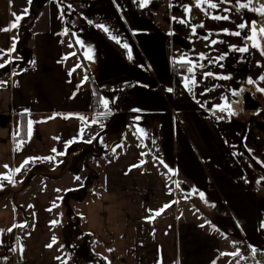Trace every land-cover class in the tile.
<instances>
[{"label":"crops","instance_id":"crops-1","mask_svg":"<svg viewBox=\"0 0 264 264\" xmlns=\"http://www.w3.org/2000/svg\"><path fill=\"white\" fill-rule=\"evenodd\" d=\"M66 1L72 8L64 16L56 0H0L2 259L264 264V250L256 247L254 258L244 238L254 233L249 243L264 240V93L256 90L264 87L259 80L264 55L246 40L250 28L237 27L251 21L264 25V17L237 12V0H212L217 9L195 7L196 0H151L147 6L140 0ZM13 13L23 16L16 28ZM189 16V23L178 22ZM201 23L194 34L192 26ZM257 40L264 48V35ZM13 43L15 50L9 51ZM233 45H247L249 51H233ZM89 48L91 60L85 55ZM221 54L225 59L215 62ZM177 64L191 77L181 78L176 93ZM249 78L256 85L248 84ZM246 93L258 104L255 109L245 107ZM225 96L239 101L233 103L236 114L218 119L212 111ZM103 100L109 101L107 109ZM47 156L55 159L24 164ZM228 211L234 220L229 226ZM75 224L77 237L71 231ZM53 237L57 242L46 247ZM248 251L251 263L244 260Z\"/></svg>","mask_w":264,"mask_h":264},{"label":"snow or ice","instance_id":"snow-or-ice-1","mask_svg":"<svg viewBox=\"0 0 264 264\" xmlns=\"http://www.w3.org/2000/svg\"><path fill=\"white\" fill-rule=\"evenodd\" d=\"M29 4L31 3V0H28ZM151 2V0H140V4L141 6H147L149 3ZM220 3H230V0H220ZM257 3H258V0H237V3L235 5V9L237 12H239L240 10L242 9H247V10H251L253 12H256L258 13L261 17H264V3H259V6H257ZM207 4L208 8H211V9H217L219 8V4L218 3H215V2H212V0H196V4H195V7H198V8H202L203 5ZM69 9L72 8V5L69 4L67 6ZM205 11V14H208V9L207 8H204L203 9ZM27 9H24V13L27 14ZM192 11V8L190 6H186L185 7V12L190 14ZM224 12H231L232 9L231 8H224L223 9ZM14 17H15V21L13 22V24L11 25L12 28H16L19 26V21L21 19H23V16H18L16 13H13L12 14ZM62 15H63V12H62ZM212 19H215V20H229L230 17L228 15H214L211 17ZM173 19H176L175 17H173ZM190 19L191 17L189 16L188 19H181L179 20L178 22L179 23H189L190 22ZM89 23H91V21H89ZM98 27L102 28L105 32H108V29L106 27H104V25L100 24L98 25ZM197 27H204L203 23H201L200 25H194L192 26V31L193 33L195 34L196 32V28ZM237 27L239 29H245L246 27L247 28H250V31H251V35H248L246 37V40L248 41H252V47H255V48H258L261 50V54L264 55V48L261 47V44L258 42L257 40V37L258 35H264V25H258V23L256 21H251V22H242L240 23L239 25H237ZM3 31H8L10 29H2ZM225 33L227 34H230V35H234V36H241V32L240 31H235V32H231V33H228V30L225 29L223 30ZM64 34H67V29L65 30V33ZM113 39H115V37H112ZM205 39H208V37H205ZM117 42L119 43V40H117ZM217 43V41L215 40H212L211 41V44H215ZM71 46V45H70ZM125 48H128L129 46L127 44H124L123 45ZM232 47V50L233 51H238V52H241V53H247L249 51V47L246 45L244 47H239L237 48L236 46H231ZM15 50V43H13L12 45V48L9 50V51H14ZM2 51V50H0ZM92 49L89 48L88 49V52L85 53L87 59L91 60L92 59V56L89 54L91 53ZM227 54H221L219 57L216 58V61L215 62H219V61H222L225 59ZM200 58L201 59H204V54H200ZM129 59H131V53L129 51ZM10 62V61H9ZM33 63H35L33 61ZM5 65L4 64H0V68L4 67ZM221 67H223V65L221 64L220 65ZM77 67H80V65H77ZM200 67H204V65H200ZM74 71V69H73ZM189 71H192V68H189ZM69 75H71V72L69 73ZM206 76H215L214 73L212 72H208V73H205ZM215 78H218V79H230L229 76H218V77H215ZM85 79H87V77H85ZM259 80L260 81H264V75H261L259 77ZM4 83L3 81H0V84ZM247 83L250 84V85H256L257 81L249 78L247 80ZM257 91L261 92V93H264V87H257L256 89ZM169 92L172 91L171 88L168 89ZM244 91L243 88L239 89L238 91H232V96H239L242 92ZM223 100H224V104L223 105H218L217 107L219 108V110L221 112H226L228 116H232V115H235L236 112L233 111V103H236V104H239V101H234V102H229L228 100V97H223ZM103 103V106L105 109H107L109 107V101L108 100H103L102 101ZM27 111V110H26ZM134 111H140L139 109H134ZM101 115H105V113H101ZM54 117H50V119H52ZM80 119H84V117H80ZM137 119H139V117H137ZM218 119H221V117H218ZM32 121L29 120L28 121V136L31 137L32 135ZM92 123H96V120H93ZM101 127H103V125H101ZM141 132L143 131L142 129L140 130ZM55 139H59L58 137H56ZM74 141H68L67 143L68 144H71L73 143ZM87 143H91L92 141L91 140H88L86 141ZM21 143H23V141H21ZM52 152L54 153H57V149L56 148H53L52 149ZM66 153L65 152H58L57 155H65ZM37 159H41V160H48V161H52L55 159L54 156H47V157H32V158H29V160H26L24 162V164H27L29 163L30 161H34V160H37ZM140 165H133L132 167L135 168V167H139ZM5 167L7 168L8 166L5 165ZM23 167V165H21V168ZM21 169L20 168H17L15 171L16 172H19ZM171 171V170H169ZM10 179V178H9ZM76 180H80V177L77 176L75 177ZM57 191H60L59 189ZM201 196H203V193L200 194ZM170 205H165L164 207L167 208L169 207ZM163 211V209L157 211L155 213V215H159L160 212ZM53 224L57 223V221H53L52 222ZM20 227H23V225H20ZM201 227H203V225H201ZM8 231H11V229H9ZM56 238L53 237L52 238V242L49 243L48 245H46V247H53V245L56 243ZM2 243V242H0ZM111 251V250H110ZM256 249L253 248L252 249V252L253 254L256 253ZM221 255H239V253H222ZM57 259H60V257H57ZM106 259V258H105ZM110 264V262H109ZM213 264H215V262H213Z\"/></svg>","mask_w":264,"mask_h":264},{"label":"rangeland","instance_id":"rangeland-1","mask_svg":"<svg viewBox=\"0 0 264 264\" xmlns=\"http://www.w3.org/2000/svg\"><path fill=\"white\" fill-rule=\"evenodd\" d=\"M15 2H17V0H14V3ZM187 75H188V73H185V78L187 77ZM235 150V152L236 153H238V151H236V149H234ZM220 210L221 211H223V212H227V206H226V203H224V202H220ZM228 219H227V221H228V226L229 225H231V221H230V219H232L233 220V217L229 214V211H228ZM68 221L67 222H69V219H67ZM234 221V220H233ZM228 226H227V229H226V231L228 232ZM68 226L66 225V228H64V230H63V233H62V237L68 232ZM72 230H74L73 231V234H72V236L73 237H77L78 236V234H79V232H78V226H77V224H75L74 226H73V228H71V231ZM252 234H254V233H245V235H244V238L246 239V243L248 244V246L250 247V252L252 251V249L253 248H259V249H262V250H264V240L263 239H260V244L259 245H256V243H249L247 240H249V241H252ZM235 237H236V235H235ZM236 240H238V237L236 238ZM241 244H242V239H240V241H239ZM237 244V243H236ZM241 246V245H240ZM248 254H247V256H244V260L246 259V263H251V262H253V259H252V255H251V253H249V251L247 252ZM252 254H253V252H252ZM255 256V257H254ZM253 257L254 258H258V256H257V254L255 253V254H253Z\"/></svg>","mask_w":264,"mask_h":264},{"label":"trees","instance_id":"trees-1","mask_svg":"<svg viewBox=\"0 0 264 264\" xmlns=\"http://www.w3.org/2000/svg\"><path fill=\"white\" fill-rule=\"evenodd\" d=\"M57 3L59 4L60 6V9H61V12H63V15L65 16L66 15V10L68 9V4H67V1L66 0H56ZM185 68V65L183 64H177L175 65L174 67V72L172 73V80H173V89H174V92H178V84L181 80V76L178 74L180 71H183ZM94 87V86H93ZM94 91H95V87H94ZM96 97V95H95ZM259 253V252H257ZM264 255H262L261 257H263Z\"/></svg>","mask_w":264,"mask_h":264},{"label":"built area","instance_id":"built-area-1","mask_svg":"<svg viewBox=\"0 0 264 264\" xmlns=\"http://www.w3.org/2000/svg\"><path fill=\"white\" fill-rule=\"evenodd\" d=\"M178 74L181 77L185 76V73L183 71L179 72ZM190 77H191V74H188L186 78L189 79ZM92 108L98 110V106L96 104H93ZM212 115L216 116V117H221V119H226L228 116L226 112H221L219 109L212 111ZM0 258H1L0 264H14L13 259H12L13 256H11L10 258H7V259H2V256L0 254Z\"/></svg>","mask_w":264,"mask_h":264},{"label":"water","instance_id":"water-1","mask_svg":"<svg viewBox=\"0 0 264 264\" xmlns=\"http://www.w3.org/2000/svg\"><path fill=\"white\" fill-rule=\"evenodd\" d=\"M244 105L247 109H255L258 106L247 93L244 95Z\"/></svg>","mask_w":264,"mask_h":264}]
</instances>
